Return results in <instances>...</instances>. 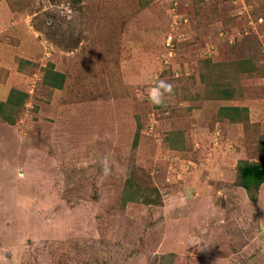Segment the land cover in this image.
<instances>
[{
  "label": "rangeland",
  "instance_id": "1",
  "mask_svg": "<svg viewBox=\"0 0 264 264\" xmlns=\"http://www.w3.org/2000/svg\"><path fill=\"white\" fill-rule=\"evenodd\" d=\"M13 88L0 264H264V183L239 177L264 167V0H0V103Z\"/></svg>",
  "mask_w": 264,
  "mask_h": 264
},
{
  "label": "trees",
  "instance_id": "2",
  "mask_svg": "<svg viewBox=\"0 0 264 264\" xmlns=\"http://www.w3.org/2000/svg\"><path fill=\"white\" fill-rule=\"evenodd\" d=\"M246 62V61H244ZM65 82L64 74L48 69L44 75L43 83L53 89H62ZM234 90L227 86L220 87L216 91V94L213 95L214 98L220 100H232L234 97ZM27 94L19 91L17 89H11L9 91L8 97L5 102L0 103V119L6 118V122L13 124L11 118L5 117V112L10 110H15L23 106L27 98ZM247 112V108L241 107H221L219 114L228 119L230 122H241L246 119L244 115ZM139 134L138 132L134 138V145L138 142ZM258 150L264 152V139H261L258 143ZM239 177L242 182V186L245 190L249 191L253 187L254 189L258 188L262 183H264V167L243 161L239 165Z\"/></svg>",
  "mask_w": 264,
  "mask_h": 264
},
{
  "label": "clouds",
  "instance_id": "3",
  "mask_svg": "<svg viewBox=\"0 0 264 264\" xmlns=\"http://www.w3.org/2000/svg\"><path fill=\"white\" fill-rule=\"evenodd\" d=\"M174 94V85L167 79H160L147 90V100L156 107H162L166 99Z\"/></svg>",
  "mask_w": 264,
  "mask_h": 264
},
{
  "label": "crops",
  "instance_id": "4",
  "mask_svg": "<svg viewBox=\"0 0 264 264\" xmlns=\"http://www.w3.org/2000/svg\"><path fill=\"white\" fill-rule=\"evenodd\" d=\"M10 90H11V89H10ZM10 90H8V91H7V94H6V96H8V94H9V91H10Z\"/></svg>",
  "mask_w": 264,
  "mask_h": 264
}]
</instances>
